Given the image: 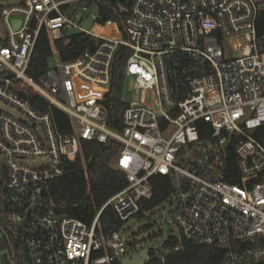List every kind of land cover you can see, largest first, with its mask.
I'll list each match as a JSON object with an SVG mask.
<instances>
[{
	"label": "built area",
	"instance_id": "1",
	"mask_svg": "<svg viewBox=\"0 0 264 264\" xmlns=\"http://www.w3.org/2000/svg\"><path fill=\"white\" fill-rule=\"evenodd\" d=\"M104 1L0 0V101L13 109L0 106V264H114L138 253L122 226L158 174L174 187L163 203L182 237L224 249L225 264H264V0L118 3L124 30L102 21ZM43 28L51 54L37 81L28 70ZM72 33L95 45L64 61L57 41ZM121 46L131 53L117 130L104 101ZM33 95L68 114L72 131L62 133ZM84 140L118 143L111 164L128 180L91 224L59 212L51 194L67 160L80 157L88 177ZM107 207L120 225L106 231Z\"/></svg>",
	"mask_w": 264,
	"mask_h": 264
},
{
	"label": "trees",
	"instance_id": "2",
	"mask_svg": "<svg viewBox=\"0 0 264 264\" xmlns=\"http://www.w3.org/2000/svg\"><path fill=\"white\" fill-rule=\"evenodd\" d=\"M133 0H105L102 2L100 14L102 21H114L124 30L126 13L118 8V3L129 7ZM257 32L264 34V9L257 20ZM95 41L84 33H72L57 41L62 60L68 61L78 57L88 46H94ZM131 50L121 46L115 56V67L112 83L105 98V104L109 109V126L120 130L122 128V115L127 102L122 100L124 83V63ZM51 45L46 30L43 28L38 36L30 67L28 70L35 80L40 81L49 65ZM31 100L39 106L43 112L51 110L59 130L62 133L72 131V125L68 114L56 106L49 105L48 101L40 96L33 95ZM264 130V129H263ZM119 144L111 141L101 143L97 140H84L83 153L86 159V177L84 166L80 157L75 161H66L65 172L62 176L51 182V194L56 201L58 211L81 219L91 224L97 210L116 192L128 184L125 173L112 166V158L118 153ZM228 168L238 171L236 153L230 151ZM236 181V180H234ZM7 182V168L0 163V192ZM154 193L150 198L141 200V211L137 215L143 218L144 214L161 205L174 187L168 176L158 174L151 177ZM103 228L107 231L118 223L116 214L112 208L107 207L101 216ZM167 250L159 248L150 249V260L147 264H225V250L214 245L198 244L184 237L178 242L170 237L163 245ZM114 264H122L116 260Z\"/></svg>",
	"mask_w": 264,
	"mask_h": 264
},
{
	"label": "rangeland",
	"instance_id": "3",
	"mask_svg": "<svg viewBox=\"0 0 264 264\" xmlns=\"http://www.w3.org/2000/svg\"><path fill=\"white\" fill-rule=\"evenodd\" d=\"M129 80H126L125 90L130 93ZM0 106L13 112V109L0 101ZM159 208L146 214V217H132L122 226V232L126 234L133 252H140L143 248H159L166 251L163 246L166 234H169L178 242L181 241V231L168 214L170 206L162 203Z\"/></svg>",
	"mask_w": 264,
	"mask_h": 264
},
{
	"label": "water",
	"instance_id": "4",
	"mask_svg": "<svg viewBox=\"0 0 264 264\" xmlns=\"http://www.w3.org/2000/svg\"><path fill=\"white\" fill-rule=\"evenodd\" d=\"M16 27L19 26L20 20L15 19ZM150 249L149 247L143 248L140 252L131 254L129 256L123 257L121 260L122 264H147V258L150 257Z\"/></svg>",
	"mask_w": 264,
	"mask_h": 264
}]
</instances>
